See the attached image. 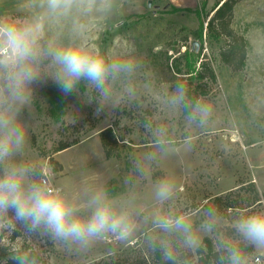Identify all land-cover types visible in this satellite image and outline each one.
Listing matches in <instances>:
<instances>
[{
    "label": "rangeland",
    "instance_id": "rangeland-1",
    "mask_svg": "<svg viewBox=\"0 0 264 264\" xmlns=\"http://www.w3.org/2000/svg\"><path fill=\"white\" fill-rule=\"evenodd\" d=\"M221 1L96 0L89 11L54 16L38 2L0 0V19L41 18L42 48L87 42L112 59L132 57L136 63L131 74L109 79L107 99L83 81L69 96L51 80L33 84V103L21 114L28 142L15 156L31 167L30 179L47 178L81 217L91 215L97 195L117 212L129 211L136 224L132 234L118 240L109 233L81 247L42 229L29 231L9 213L0 220L1 263L26 250L38 256L32 264H154L156 247L166 243L176 263L198 264L206 239L213 240L220 256L221 242L240 243L237 219L264 210V203L254 200L262 201L264 194V0H241L233 9L230 27L246 49L238 69L221 59L231 39L217 40L208 31ZM203 61L210 63L216 81L203 80L207 94L198 103L209 105L211 114L200 123L190 120L174 98L177 85L194 79ZM49 64L44 61L41 76L53 71ZM109 127L119 147L108 159L101 133ZM159 140L165 142L163 150ZM61 144L67 148L56 151ZM258 159L257 168L252 162ZM164 181L172 185L167 200L157 196ZM218 197L225 201L218 203ZM226 197L245 208L228 209ZM209 209L217 213L210 232L202 229ZM179 216L199 235L198 248L185 246L181 234L158 228L159 219ZM249 246L240 243L242 253ZM259 253L264 250L254 248L244 256L247 264Z\"/></svg>",
    "mask_w": 264,
    "mask_h": 264
},
{
    "label": "clouds",
    "instance_id": "clouds-1",
    "mask_svg": "<svg viewBox=\"0 0 264 264\" xmlns=\"http://www.w3.org/2000/svg\"><path fill=\"white\" fill-rule=\"evenodd\" d=\"M37 2L49 14L64 16L74 9L89 11L96 0H30L33 4ZM104 2L110 4L111 0ZM43 29L40 17L13 22L0 19V220L12 213L29 231L42 229L57 240L81 247L109 233L118 240H125L136 227L132 213L127 210L117 212L102 195H97L92 201L91 215L81 217L77 214V207L59 189L30 179L31 167L17 162L15 156L28 142L21 114L33 103V84H46L51 80L63 96H69L83 81L94 86L107 99L111 94L109 79H115L121 73L131 74L136 68L135 60L132 57L112 59L87 42L42 48L39 41ZM45 60L50 61L49 67L53 71L41 76ZM174 102H186L184 85H177ZM186 106L191 107L190 104ZM210 114L209 105L197 103L189 119L204 123ZM157 144L164 149L163 140ZM171 191L172 185L164 181L158 186L157 196L167 200ZM216 217L215 210L209 209V219L202 229L212 231ZM157 226L165 233L181 234L184 245L189 248H198L202 243L186 217L161 218ZM234 228L240 243L264 250V210L241 215ZM240 243L221 242L224 251L221 264H247ZM161 247L164 258L170 260L172 253L167 244L162 243ZM19 264H29V261L21 256Z\"/></svg>",
    "mask_w": 264,
    "mask_h": 264
},
{
    "label": "trees",
    "instance_id": "trees-1",
    "mask_svg": "<svg viewBox=\"0 0 264 264\" xmlns=\"http://www.w3.org/2000/svg\"><path fill=\"white\" fill-rule=\"evenodd\" d=\"M241 0H223L218 3L213 16L211 17L209 24H208V31L209 33L220 40L223 36H226L231 39V42L223 49L221 52V59L222 61L233 67L235 69L240 68L245 61L246 57V49H245V42L243 41L242 37H237L234 31L230 27L231 18L233 15V9L235 5ZM205 78H209L211 81H216V75L211 65L208 61H203L201 64L200 70L197 72V75L194 79H191L190 82L185 87L186 90V102L183 105V110L185 113L190 114L192 108L196 106L198 103V99L201 95H206V88L205 83L203 80ZM186 104H190L191 107H187ZM101 140L102 145L106 152V157L112 158L118 150L119 147V140L115 137L113 128L109 127L101 133ZM67 148V145L61 144L59 147L56 148V151H62ZM51 163L53 165L58 164L55 160L52 159ZM252 191H255V185L252 183L250 185ZM256 192V191H255ZM224 199L218 197L216 201L221 203ZM226 200H229V197H226ZM257 202L260 203V199L255 197ZM264 200V194H263ZM225 201V200H224ZM226 207L231 210H237V208L244 209L245 207L238 206L236 201L229 200ZM206 248L203 249L202 247L198 249V264H221L220 261V252L217 251L213 240L206 239L205 240ZM254 250V247L250 245L249 247L245 248L244 256L248 255ZM24 256L28 259L29 264L33 262H38V256L34 253H30L29 251H17V253L13 254L12 257L8 258L4 263L0 264H19V257ZM154 264H180L176 263L172 258L170 260H166L164 258L163 250L158 245L154 252L153 258ZM102 264H113L112 262H103Z\"/></svg>",
    "mask_w": 264,
    "mask_h": 264
},
{
    "label": "built area",
    "instance_id": "built-area-1",
    "mask_svg": "<svg viewBox=\"0 0 264 264\" xmlns=\"http://www.w3.org/2000/svg\"><path fill=\"white\" fill-rule=\"evenodd\" d=\"M41 182L44 183L46 182L49 185V182H48V179L43 177L41 179ZM263 202L264 203V200L260 201V203ZM248 264H264V253H259V254H254L252 256V258L250 259L249 263Z\"/></svg>",
    "mask_w": 264,
    "mask_h": 264
},
{
    "label": "crops",
    "instance_id": "crops-1",
    "mask_svg": "<svg viewBox=\"0 0 264 264\" xmlns=\"http://www.w3.org/2000/svg\"><path fill=\"white\" fill-rule=\"evenodd\" d=\"M257 144L255 143V144H252V145H250V146H248L249 148H253V147H255ZM246 150H248V149H246ZM250 154L251 155H254L253 153H251L250 152ZM259 158H261V157H259ZM262 158H264V155L262 156ZM254 159H256V158H254ZM252 160H253V158H252ZM256 161V160H255ZM261 163H262V161H261V159H258V164H254L253 162H252V165H256V167L258 168V167H260L259 165H261ZM255 248V247H254Z\"/></svg>",
    "mask_w": 264,
    "mask_h": 264
},
{
    "label": "water",
    "instance_id": "water-1",
    "mask_svg": "<svg viewBox=\"0 0 264 264\" xmlns=\"http://www.w3.org/2000/svg\"><path fill=\"white\" fill-rule=\"evenodd\" d=\"M194 45H198V43H197V42H195V43H194Z\"/></svg>",
    "mask_w": 264,
    "mask_h": 264
}]
</instances>
